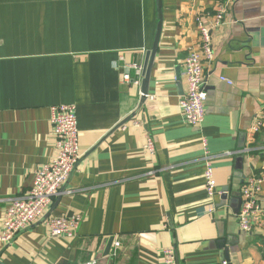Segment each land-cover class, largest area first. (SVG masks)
<instances>
[{
	"label": "crops",
	"instance_id": "crops-1",
	"mask_svg": "<svg viewBox=\"0 0 264 264\" xmlns=\"http://www.w3.org/2000/svg\"><path fill=\"white\" fill-rule=\"evenodd\" d=\"M160 3L156 53L138 77L128 65L144 68L153 48L157 0H0V231L10 199L55 153L51 106H75L80 151L64 185L72 192L0 241V264H163L170 247L178 264H264V226L244 233L237 220L242 185L254 176L262 178L264 222V124L249 133L257 117L264 123V0ZM218 6L225 14L204 62V117L191 126L178 106L183 60L200 44L197 19ZM147 138L153 154L143 148ZM206 154L219 156L212 198ZM73 215L74 238L48 236L47 218Z\"/></svg>",
	"mask_w": 264,
	"mask_h": 264
},
{
	"label": "built area",
	"instance_id": "built-area-1",
	"mask_svg": "<svg viewBox=\"0 0 264 264\" xmlns=\"http://www.w3.org/2000/svg\"><path fill=\"white\" fill-rule=\"evenodd\" d=\"M224 14L225 7L218 6L211 17L197 19L196 28L200 44L198 48L190 49L183 60L185 91L179 98L178 106L183 120L191 126H198L203 121L207 97L204 62L213 59L212 32L222 25ZM128 67H132L138 77L143 72L141 65L129 64ZM121 78L122 82H130V77L126 72L122 73ZM219 79L227 84H232V81L225 77L220 76ZM134 83H138V81H134ZM143 95L147 99L154 97V95ZM49 112V124L54 138L55 153L48 162L34 169L29 189L25 193L10 199L0 231V241L3 243H9L17 233L41 219L46 214L54 196L72 192L70 189H65L64 185L76 167L80 156L76 109L71 104H58L51 106ZM136 122L133 125L139 126V123ZM263 124V117H257L249 130L250 135L257 133ZM202 145L205 149L206 143L203 139ZM143 148L149 154H153L154 146L151 139H146ZM215 156L219 157L209 154L205 156L203 177L205 180L204 187L209 198H212L216 191V180L211 165ZM261 181L262 178L260 177L249 176L244 180L240 191L241 206L237 220L239 229L244 233H250L255 228L264 226L259 201ZM79 221L78 215L49 217L45 220L48 236L72 239L77 234ZM113 247L109 254L112 258L117 255L119 242L113 241ZM161 261L163 264H178V258L172 247L162 251ZM79 264L114 263H104L102 257H97ZM222 264H226V262L223 261Z\"/></svg>",
	"mask_w": 264,
	"mask_h": 264
},
{
	"label": "water",
	"instance_id": "water-1",
	"mask_svg": "<svg viewBox=\"0 0 264 264\" xmlns=\"http://www.w3.org/2000/svg\"><path fill=\"white\" fill-rule=\"evenodd\" d=\"M161 3H160V0H157V10H158V25H157V32H156V37H155V41H154V45H153V48L151 49V51H148L146 53V62L144 63V72L146 71V69L148 70L149 68V65H150V62L149 59H153L155 53H156V48H157V45H158V39H159V35H160V29H161ZM147 79H144V85L146 83ZM144 94H146L145 91H143ZM239 201L241 202V198H239ZM112 243V240L111 242L108 243L107 247H106V253L108 252V250L110 249V245ZM224 255L226 256L227 255V252L226 250L224 251Z\"/></svg>",
	"mask_w": 264,
	"mask_h": 264
}]
</instances>
